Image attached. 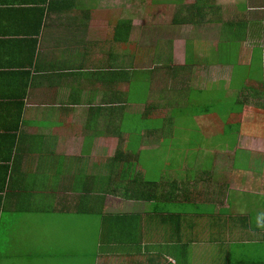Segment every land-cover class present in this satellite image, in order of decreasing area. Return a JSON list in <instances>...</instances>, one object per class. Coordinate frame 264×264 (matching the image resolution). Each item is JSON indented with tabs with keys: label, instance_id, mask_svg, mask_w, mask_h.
I'll return each instance as SVG.
<instances>
[{
	"label": "crops",
	"instance_id": "obj_1",
	"mask_svg": "<svg viewBox=\"0 0 264 264\" xmlns=\"http://www.w3.org/2000/svg\"><path fill=\"white\" fill-rule=\"evenodd\" d=\"M138 2L0 0V264H264V0ZM209 88L224 148L173 132Z\"/></svg>",
	"mask_w": 264,
	"mask_h": 264
},
{
	"label": "rangeland",
	"instance_id": "obj_2",
	"mask_svg": "<svg viewBox=\"0 0 264 264\" xmlns=\"http://www.w3.org/2000/svg\"><path fill=\"white\" fill-rule=\"evenodd\" d=\"M140 3L139 7L142 5V0H138ZM188 41V40H187ZM235 43H232L231 47L233 48V52L231 53V57H236L235 53H237V49L238 46L235 45ZM215 56L217 58H220V62L222 61H227L226 59H223L225 57L224 54H221V52H217L215 54ZM150 67L148 65H143L141 70L147 71L149 70ZM243 72H241V70H237L236 74H235V81H233V86L236 88V90H240V87H238V85L240 84V82H242L243 78L241 77ZM256 75H257V71L255 72L254 75V80H256ZM253 80V78H252ZM253 80V81H254ZM254 83L252 82V85ZM142 88L143 85H139L137 87V94L139 96H142L144 93L142 92ZM209 89H202V90H192V94L190 96V99L188 100V102L186 103V106H184L182 108V118L180 119V117L178 116V114H174L173 117L176 118V120H178L179 122H181L182 125H185V120L186 122V126L184 129L179 128V127H174L173 128V132L174 134H180L179 139L186 145H193V146H197L195 145V141L196 140H202L201 142H209V144H211L213 147H220V148H224L225 146H227L230 142L235 141V139H233V134L231 132L230 127H228L227 125V120L226 117L224 116H218V118L216 119L215 117H213V119H211V115L205 114L206 119L204 120V118H201L199 116V114L197 113V111H195L196 109H199L198 106H196V102L200 101L202 104L206 103L208 105L211 104H215L216 106H218L219 108H222V103H223V99H221V95L219 94V92L217 90H210ZM248 91L253 90V87L250 86L247 88ZM237 96V95H236ZM253 97V95H247L244 99H251ZM229 101V103H231L230 99H226ZM227 106L229 107L230 104H227ZM232 109L235 110L234 106L232 105ZM229 114V113H228ZM210 122L209 124V128L207 129H203V131H199V129L197 127H194L196 125H198L200 122L202 123L203 121ZM124 123H125V128L124 129L125 132L132 134V132H138V128L135 126L131 125V120L129 118H125L124 119ZM172 128V127H171ZM134 139H130V143L133 142ZM165 144V143H164ZM168 144H165L166 146L169 147L170 151H166L164 149L161 148H156L154 151H149V152H143L142 154V158L141 161L146 165V174L150 171L148 168V165L153 166L154 168L157 166H161L164 165L165 163H170V170L173 174H176V172L178 171V165H179V160H180V156L182 155V151H175L173 152L176 148L170 147ZM194 152H191V154H193ZM188 156H186V160H187ZM187 161H191V157L190 159H188ZM238 163H241L240 161L237 160ZM255 161H251V164H254ZM148 164V165H147ZM153 172V175L150 176L151 180H158L160 179V169H151ZM238 174V172H236ZM161 185V184H160ZM252 200H255L254 196L252 195L250 199H247V203L251 204ZM90 219L91 222H95L98 223L97 220H95L96 218H94V216H92V214H90ZM99 226V225H97Z\"/></svg>",
	"mask_w": 264,
	"mask_h": 264
},
{
	"label": "clouds",
	"instance_id": "obj_3",
	"mask_svg": "<svg viewBox=\"0 0 264 264\" xmlns=\"http://www.w3.org/2000/svg\"><path fill=\"white\" fill-rule=\"evenodd\" d=\"M258 226H260V227H264V224H258Z\"/></svg>",
	"mask_w": 264,
	"mask_h": 264
}]
</instances>
